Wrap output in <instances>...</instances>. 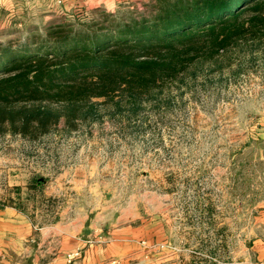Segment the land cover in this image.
Returning a JSON list of instances; mask_svg holds the SVG:
<instances>
[{
    "label": "rangeland",
    "instance_id": "374dc122",
    "mask_svg": "<svg viewBox=\"0 0 264 264\" xmlns=\"http://www.w3.org/2000/svg\"><path fill=\"white\" fill-rule=\"evenodd\" d=\"M152 2L77 0L49 15H4L0 44L140 15ZM157 100L132 119L98 102L72 129L62 120L37 140L0 136V208L35 228L92 237L139 228L146 262L263 264L264 38L197 61Z\"/></svg>",
    "mask_w": 264,
    "mask_h": 264
},
{
    "label": "trees",
    "instance_id": "16d2710c",
    "mask_svg": "<svg viewBox=\"0 0 264 264\" xmlns=\"http://www.w3.org/2000/svg\"><path fill=\"white\" fill-rule=\"evenodd\" d=\"M148 10L0 44V136L37 140L62 120L72 129L98 102L136 118L197 61L264 38V0H153Z\"/></svg>",
    "mask_w": 264,
    "mask_h": 264
},
{
    "label": "crops",
    "instance_id": "0c3cea01",
    "mask_svg": "<svg viewBox=\"0 0 264 264\" xmlns=\"http://www.w3.org/2000/svg\"><path fill=\"white\" fill-rule=\"evenodd\" d=\"M102 1V0H87ZM77 0H0V25L4 15L14 21L31 14L49 15L73 6ZM63 7V8H62ZM10 19V18H9ZM51 24V23H49ZM140 229L108 231L106 236L80 228L73 232L59 228H35L28 218L14 207L0 208V264H68V255L80 251L73 264H106L119 260L127 264H176L167 259L144 261L149 248L140 236ZM129 232L131 235L123 233ZM142 240V241H141ZM263 259L264 249L259 250Z\"/></svg>",
    "mask_w": 264,
    "mask_h": 264
},
{
    "label": "built area",
    "instance_id": "2783aa9c",
    "mask_svg": "<svg viewBox=\"0 0 264 264\" xmlns=\"http://www.w3.org/2000/svg\"><path fill=\"white\" fill-rule=\"evenodd\" d=\"M144 244L146 245V242H144ZM80 256V251H76L70 255H68L67 260H68V264H73V262L79 258ZM106 264H121V262L119 260H112L107 262Z\"/></svg>",
    "mask_w": 264,
    "mask_h": 264
}]
</instances>
